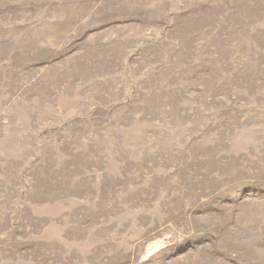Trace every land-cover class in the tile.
<instances>
[{
  "label": "rangeland",
  "instance_id": "rangeland-1",
  "mask_svg": "<svg viewBox=\"0 0 264 264\" xmlns=\"http://www.w3.org/2000/svg\"><path fill=\"white\" fill-rule=\"evenodd\" d=\"M0 264H264V0H0Z\"/></svg>",
  "mask_w": 264,
  "mask_h": 264
}]
</instances>
